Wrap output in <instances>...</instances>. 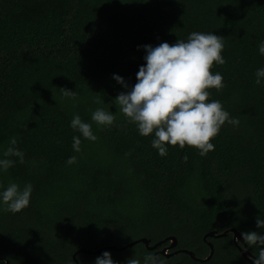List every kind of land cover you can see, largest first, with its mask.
Returning <instances> with one entry per match:
<instances>
[{"label":"trees","instance_id":"obj_1","mask_svg":"<svg viewBox=\"0 0 264 264\" xmlns=\"http://www.w3.org/2000/svg\"><path fill=\"white\" fill-rule=\"evenodd\" d=\"M191 31L223 36L224 63L209 69L222 74L223 87L207 89L206 100H219L239 123L226 121L203 156L187 144L168 145L161 156L152 134H138L111 102L123 90L112 74L133 84L144 63L137 45L171 44ZM260 40L264 0H0V154L13 136L24 154L23 162L8 157L15 163L0 171V190L32 184L27 207L13 213L0 205V258L76 264L79 248L122 247L143 237L153 245L173 235L174 249L201 259L208 231H264L255 225L257 215L264 218V83L254 82L264 65ZM60 87L76 97L61 96ZM97 107L115 112L111 125L91 121ZM73 113L97 137H80L79 152L72 149L79 136L69 127ZM207 241V261L185 253L166 258L162 247L141 243L107 251L118 264L149 252L164 264H250L229 234ZM246 249L258 254L255 245ZM98 255L74 258L92 264Z\"/></svg>","mask_w":264,"mask_h":264},{"label":"clouds","instance_id":"obj_2","mask_svg":"<svg viewBox=\"0 0 264 264\" xmlns=\"http://www.w3.org/2000/svg\"><path fill=\"white\" fill-rule=\"evenodd\" d=\"M223 47V36L212 31H191L186 39H176L171 44L161 41L155 45H137L138 49H143L144 63L138 65L133 84L129 85L124 77L116 73L112 74V79L123 90L111 102L135 125L138 134H152L150 144L158 155H167L168 145L182 148L187 144L203 156L214 148L210 138L218 133L226 121L233 126L238 125V118L230 116L219 100H206L210 96L207 89L214 87L219 90L223 87L222 74L209 71L213 61L216 64L224 63L221 54ZM257 51L264 55V40L258 42ZM254 76L256 84L264 83V65L255 69ZM59 90L61 96L70 99L77 95L73 89L66 87ZM90 119L97 125L109 126L115 119V112L110 111L109 107H97L91 111ZM69 127L79 133V136L73 135L71 138L75 152L80 151V137L93 141L97 139L91 124L82 120L77 113L72 114ZM16 143V137L9 138L8 146L0 154V171L15 163L8 157L14 156L23 162V151L15 147ZM182 158L186 160L187 156ZM75 160L74 155L69 156L66 163L71 164ZM31 192L30 182H25L22 187L9 182L0 190V205L6 211L18 212L28 206ZM255 225L258 229L264 228V218L257 215ZM240 237L244 245L258 248V254L251 258L252 264H264V231H241ZM0 264H5V260L0 259ZM69 264H74L72 259ZM92 264L118 262L105 250L94 258ZM124 264H164V261L149 252L142 257H129Z\"/></svg>","mask_w":264,"mask_h":264},{"label":"water","instance_id":"obj_3","mask_svg":"<svg viewBox=\"0 0 264 264\" xmlns=\"http://www.w3.org/2000/svg\"><path fill=\"white\" fill-rule=\"evenodd\" d=\"M227 234L231 235L232 244L235 246V248L237 249V251L239 252L241 257L245 261H247L248 263L252 264L251 258H254V256L251 254V252L249 250L246 249V245H244V242L242 241V238L240 237V233L233 228L223 230L222 232H217L215 230L208 231L207 233H205L202 236L203 242H206V245L209 248V252H208L207 256L203 259H198V258L194 257L193 252L186 250V249H175L172 252H168L170 249H173L177 245V240H176L175 236H173V235L166 236L162 240H159L158 242L154 243L153 245L149 244L150 243L149 239L143 237V238L133 240L132 242H130V243H128L122 247H116L115 245H109V246L102 247L96 251H90L89 249H86V248H79L77 251H75L72 254V258L74 259L76 264H79L78 261L74 258L75 255L79 252L85 253V254H90V253L100 254L104 250L121 251V250H124L128 247H131L137 243L143 244L147 250H155L158 247H160L162 243H167V245H165L164 247H162L159 250V253L161 255L165 256L166 258L175 256L178 253H185V254L189 255V257L194 259V260L207 261L210 259L211 255L213 253L212 244L209 241H207V238L208 237H211V238L225 237ZM0 259H4V258H0ZM4 260H5V264H8L7 260L6 259H4Z\"/></svg>","mask_w":264,"mask_h":264},{"label":"flooded vegetation","instance_id":"obj_4","mask_svg":"<svg viewBox=\"0 0 264 264\" xmlns=\"http://www.w3.org/2000/svg\"><path fill=\"white\" fill-rule=\"evenodd\" d=\"M166 245V244H165ZM164 245H162V246H160V247H163ZM173 251V249H170L168 252H172Z\"/></svg>","mask_w":264,"mask_h":264},{"label":"rangeland","instance_id":"obj_5","mask_svg":"<svg viewBox=\"0 0 264 264\" xmlns=\"http://www.w3.org/2000/svg\"><path fill=\"white\" fill-rule=\"evenodd\" d=\"M176 247V246H175Z\"/></svg>","mask_w":264,"mask_h":264}]
</instances>
